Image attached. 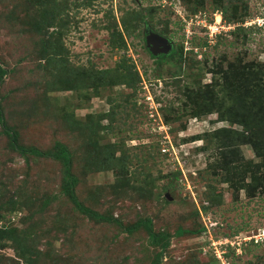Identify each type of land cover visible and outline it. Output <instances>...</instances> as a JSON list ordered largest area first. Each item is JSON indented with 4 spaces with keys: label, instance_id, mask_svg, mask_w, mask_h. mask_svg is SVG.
<instances>
[{
    "label": "rangeland",
    "instance_id": "1",
    "mask_svg": "<svg viewBox=\"0 0 264 264\" xmlns=\"http://www.w3.org/2000/svg\"><path fill=\"white\" fill-rule=\"evenodd\" d=\"M38 1L0 0V60L10 71L3 78L0 97L20 144L48 151L54 141L65 143L73 153L76 192L84 205L128 226L150 217L155 231L171 235L161 264H215L205 253L213 241L262 233L264 194L236 193L222 181L224 172L215 175L208 169L210 163L220 161V147L216 141L204 140V133L218 128L241 130V126L214 113L190 117L188 109L180 106L186 105V87L211 83L212 74L206 69L223 55L224 67L236 58L264 62V0H225L228 12L235 5L245 16L226 22L221 14L217 28L221 31L222 23L229 28L219 42H205L208 29L200 23L204 13L207 19L212 17L211 23L215 21L218 10L212 12L210 0L195 14L183 0H57V5L62 4V19L69 21L60 39L66 70L111 72L98 79L102 84L93 91L53 90L60 76L53 68L56 62L43 59L48 35L35 27L42 18ZM152 6L157 13L150 28L164 29L167 23V38L173 46L181 44L184 55L194 62L187 60L178 68L171 59L161 64V70L154 69L142 25L126 37L125 49L111 47L108 28L113 26L106 13L112 9L120 24L121 14L128 9L146 13ZM237 27L243 30L235 37L231 33ZM203 42L207 44L202 46ZM123 58L126 65L131 61L136 65L137 89L122 81L110 82L123 72L119 68ZM174 77H179V84ZM170 105L178 113L169 115L166 124L161 107ZM72 112L76 123L93 121L95 133L70 128L67 114ZM195 135L200 138L189 140ZM106 149L116 157H127L126 163L106 170L94 164L92 154ZM239 151L244 161L261 162L249 145H240ZM62 176L61 165L52 159L13 152L0 128V230L12 236L1 240L0 264H151L159 249L149 245L143 229L128 234L79 214L60 191ZM245 177L247 183L251 181ZM202 225H207L206 233L197 232ZM247 249L246 262L264 264V242Z\"/></svg>",
    "mask_w": 264,
    "mask_h": 264
},
{
    "label": "trees",
    "instance_id": "2",
    "mask_svg": "<svg viewBox=\"0 0 264 264\" xmlns=\"http://www.w3.org/2000/svg\"><path fill=\"white\" fill-rule=\"evenodd\" d=\"M56 2L57 0L38 1L39 7H42V18L35 24L38 33H42L44 36L48 35L46 39L47 43L44 45L45 55H43V59L46 62L50 60V63L56 62L53 68L55 71L59 72L60 81L54 86L53 90H96L97 87L102 84L98 82V79L107 77L111 72L107 69L98 70L95 68L86 70L78 68L75 70H66L64 65L66 62L64 47L60 39L62 37V30L68 25L69 21L67 19H62L63 17L61 14L63 10L60 9L62 4L57 5ZM183 3L190 6L192 13L195 14L201 9H204L206 0H183ZM210 3L213 9L212 12L216 10H218V12L220 11L226 22L238 21L245 16V13L244 15L238 13V7L235 5H233L231 11L228 12L225 0H210ZM156 13V6L148 7L146 13L128 9L125 13L121 14V21L119 22L120 24H118L115 21L112 9L109 13L107 12L106 16L110 17L113 26L112 28H108L111 36V47L118 50L125 49L126 37L138 31L141 25L144 26L142 31L144 42L147 30H152L166 38L169 37V33H167L168 28H166L167 23L164 29L157 30L151 29L153 27L150 28L151 21L154 19ZM211 18L207 19L206 15L208 23H211ZM50 30L51 32H49ZM242 30V28L237 27L231 34L237 37ZM220 38L221 35L216 36L215 42H219ZM245 38L246 37H244V39ZM205 42H208V40ZM205 42L201 45L205 46L207 44ZM183 49L184 47L181 44L178 46L174 45L170 54L154 57L145 47L148 56L154 60V69H157V71L162 69L161 64L166 60L171 61L172 59L176 61L178 68L183 67L187 60L194 62L195 59L187 58V56L184 55ZM222 58H225V55H223ZM222 58L212 63L213 67H208L206 69L207 73L212 74V81L210 84L195 89L186 87L184 91V103L186 105H181L180 107L183 110L188 109L187 114H189L190 117L199 118L214 113L217 114L220 120H226L241 126V130L235 128H218L214 131L204 133L202 136L204 140L208 142L216 141L218 147H220L218 149L220 151L218 157L220 161L216 162L217 159L215 162L210 163L208 169L211 168L215 175H219V173L222 175V172H224L222 181L228 183L236 193H240V191L244 190L247 195H253L255 192L264 194V62H247L242 58H236L233 61H228L224 67V60ZM126 60V58H123L119 63V68L123 70V72L119 77L114 75L111 78L113 80H110V82L114 85L117 84V81H122L129 88L137 89L140 76L136 71V65L132 61L130 64L126 65ZM204 60L207 64L206 59ZM188 66H192V63ZM9 72L10 71L5 68L0 60V88L3 84V78ZM62 74L65 75L62 77ZM179 77H174L175 84H179V81H176ZM2 101L3 98L0 97V128L2 133L7 137L8 145L11 150L23 157L47 158L58 162L63 172L60 191L79 214L93 219L94 221L115 225L128 234L143 229L147 233L149 245L153 249H159L158 255L153 259L151 264H161L163 255L170 246L171 235L166 232L155 231L153 228V221L150 217L141 218L135 222V224L128 226L124 225L119 218H115L112 215H102L96 210L84 205L76 192L78 177L72 171L73 153L67 145L61 141H54L51 150L48 151L33 146L25 147L21 145L18 133L7 123L3 112ZM161 110L164 113V121L166 124H169V115H176L178 113L174 105L161 107ZM165 114H167V116ZM67 118L70 119L71 125L69 124V126L72 129L78 131L87 130L88 134L95 133L96 131V124L94 126L93 121H90L89 125L85 122H74L75 117L73 112L67 114ZM102 119L103 117L100 118V120ZM184 127L185 126H182V128ZM102 128L104 127L102 126ZM199 138L200 135H195L189 140L195 141ZM239 144L244 146L249 145L255 156L260 158L261 162L255 164L252 161H244V157H242L239 151ZM202 149L205 151L208 150V148L205 147ZM92 155L95 158V160H93L94 164L97 162V166H102L104 170L110 169V166L114 167L115 163H126L125 159L127 158L116 157L114 152L110 149H106L104 152L102 151V153L97 156L95 151ZM214 156H216V153ZM239 167H242L241 172L243 173L238 177ZM246 174L248 177H251V181L248 183L246 182ZM195 214L196 217L199 218L198 212ZM207 231V225H202L198 228L197 232L206 233ZM5 238L9 240L12 236L8 231L0 230L1 248L4 246L1 244V240ZM251 245L255 246L257 244H243L242 253L238 255L235 253L234 249L228 247V251L224 256L230 264H250L249 261L246 262L244 260L243 255ZM205 253L211 256L209 261L211 260L214 261L215 264H220L212 249L206 250ZM28 264L31 263L28 261Z\"/></svg>",
    "mask_w": 264,
    "mask_h": 264
},
{
    "label": "built area",
    "instance_id": "3",
    "mask_svg": "<svg viewBox=\"0 0 264 264\" xmlns=\"http://www.w3.org/2000/svg\"><path fill=\"white\" fill-rule=\"evenodd\" d=\"M215 15V21L213 23H208L207 25V20H206V14H201L200 15V23L201 25H203V27L207 28L208 31L206 32L207 37H208V42H210L211 40L215 39L216 36L221 35L222 32L225 30V28H229V26H226L228 24L222 23L221 26V31H219V29L217 28V26L222 22V20L219 21V19H217L218 17L221 18V13H214ZM151 99V98H150ZM153 105H156L154 102H152ZM156 109V108H155ZM236 240V241H235ZM233 240H229L227 237L223 238L222 240H217V241H213L211 243L212 245V251L214 252L215 257L217 258L218 262L220 264H230L226 258H225V253L228 251V247L232 248L235 250V253L241 254L242 253V245L243 244H247V243H253V244H259L262 243L264 241V231H262V233H257L255 236L252 237H243V238H237Z\"/></svg>",
    "mask_w": 264,
    "mask_h": 264
},
{
    "label": "water",
    "instance_id": "4",
    "mask_svg": "<svg viewBox=\"0 0 264 264\" xmlns=\"http://www.w3.org/2000/svg\"><path fill=\"white\" fill-rule=\"evenodd\" d=\"M145 45L152 56L168 55L173 49L172 41L152 30L146 31Z\"/></svg>",
    "mask_w": 264,
    "mask_h": 264
},
{
    "label": "flooded vegetation",
    "instance_id": "5",
    "mask_svg": "<svg viewBox=\"0 0 264 264\" xmlns=\"http://www.w3.org/2000/svg\"><path fill=\"white\" fill-rule=\"evenodd\" d=\"M145 37H146V35H145Z\"/></svg>",
    "mask_w": 264,
    "mask_h": 264
},
{
    "label": "clouds",
    "instance_id": "6",
    "mask_svg": "<svg viewBox=\"0 0 264 264\" xmlns=\"http://www.w3.org/2000/svg\"><path fill=\"white\" fill-rule=\"evenodd\" d=\"M264 242V241H263Z\"/></svg>",
    "mask_w": 264,
    "mask_h": 264
}]
</instances>
